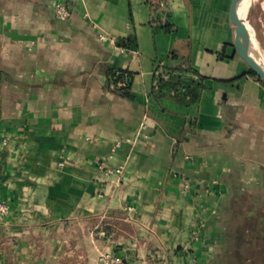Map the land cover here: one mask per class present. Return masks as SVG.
<instances>
[{"label": "crops", "instance_id": "1", "mask_svg": "<svg viewBox=\"0 0 264 264\" xmlns=\"http://www.w3.org/2000/svg\"><path fill=\"white\" fill-rule=\"evenodd\" d=\"M166 1L172 32L148 0H0V264H218L233 222L264 236V82L231 0ZM172 52L193 105L152 92Z\"/></svg>", "mask_w": 264, "mask_h": 264}, {"label": "trees", "instance_id": "2", "mask_svg": "<svg viewBox=\"0 0 264 264\" xmlns=\"http://www.w3.org/2000/svg\"><path fill=\"white\" fill-rule=\"evenodd\" d=\"M148 2L151 8L152 23L154 24L155 31H174V27L166 21V18L170 14L167 1L148 0ZM162 68L166 71L167 78L155 76L156 81L152 92L156 97L171 98L185 106L193 105L199 101L203 83L201 78H194L191 76L192 74L188 75L190 72L194 73L189 61L179 58L175 52H172L169 63L163 65ZM158 69H160V67ZM121 72H123V70L118 71V75L115 76L114 82L116 84L123 78ZM251 73L255 75L252 70ZM122 89L124 94L129 95L127 90L128 86L122 87ZM239 231L241 235L233 238L235 242L234 240L230 241L232 242V244L230 243V257H235V254L240 257V253H245L246 256L249 255V257H247L248 259L257 257L264 258L262 255L264 254V246L254 244L252 242L253 236L248 238L242 233V229H239ZM261 243L264 244V241Z\"/></svg>", "mask_w": 264, "mask_h": 264}, {"label": "rangeland", "instance_id": "3", "mask_svg": "<svg viewBox=\"0 0 264 264\" xmlns=\"http://www.w3.org/2000/svg\"><path fill=\"white\" fill-rule=\"evenodd\" d=\"M249 15H248V22L249 26L253 27L255 30V33L264 49V0H253L249 9ZM242 223V224H241ZM233 222L234 228L233 230H229V232L236 233L235 235H231L227 238V243L225 242L223 249L221 252H219V257L217 259L218 264H264V258H254V259H248L245 253H240L239 255L235 254L236 256L230 257V244H232L234 237H238L241 235V232L239 229H242L243 227L241 226H248V222ZM238 225V226H237ZM257 225V224H256ZM239 228V229H237ZM258 233V232H257ZM253 235V240L252 242L256 245L264 246L263 242L264 241V236L261 234ZM237 239V238H236ZM235 242V240H234ZM233 242V243H234ZM264 256V254H262ZM246 256V257H245Z\"/></svg>", "mask_w": 264, "mask_h": 264}, {"label": "water", "instance_id": "4", "mask_svg": "<svg viewBox=\"0 0 264 264\" xmlns=\"http://www.w3.org/2000/svg\"><path fill=\"white\" fill-rule=\"evenodd\" d=\"M244 0H231L229 17L235 28L234 47L237 54L242 58L255 75L264 82V66L253 54L244 50L245 46H253L252 38L246 30L244 21L238 16V10Z\"/></svg>", "mask_w": 264, "mask_h": 264}, {"label": "built area", "instance_id": "5", "mask_svg": "<svg viewBox=\"0 0 264 264\" xmlns=\"http://www.w3.org/2000/svg\"><path fill=\"white\" fill-rule=\"evenodd\" d=\"M54 12L56 16L61 20H66L71 16V8L67 3L64 2H58L55 5ZM100 39L104 41H109L110 43H115V38L106 34V33H100L99 35ZM122 52H125L124 48L120 49ZM123 78L121 79L119 85L121 87H126L129 84V74L126 71L121 72ZM163 78H167V73L165 71H162L161 73ZM186 187H189V185H186ZM129 210H133V206H128ZM9 212V206L7 202L0 201V218L4 215H6ZM97 264H127L124 258L120 255L111 253V252H101L98 255L97 258Z\"/></svg>", "mask_w": 264, "mask_h": 264}, {"label": "bare ground", "instance_id": "6", "mask_svg": "<svg viewBox=\"0 0 264 264\" xmlns=\"http://www.w3.org/2000/svg\"><path fill=\"white\" fill-rule=\"evenodd\" d=\"M253 0H244L243 4L240 6L238 10V16L244 21L246 25V30L250 37L252 38L253 46H245L244 50L247 53L253 54L256 59L261 62L264 66V49L255 33V30L253 27L249 26L248 22V15H249V9L251 6Z\"/></svg>", "mask_w": 264, "mask_h": 264}]
</instances>
